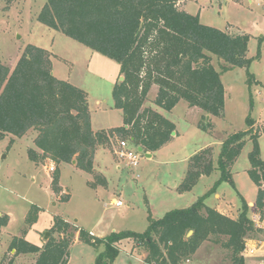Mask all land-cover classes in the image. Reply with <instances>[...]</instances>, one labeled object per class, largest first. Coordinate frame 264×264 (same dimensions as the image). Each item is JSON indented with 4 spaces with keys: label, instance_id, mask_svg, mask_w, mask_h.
<instances>
[{
    "label": "trees",
    "instance_id": "1",
    "mask_svg": "<svg viewBox=\"0 0 264 264\" xmlns=\"http://www.w3.org/2000/svg\"><path fill=\"white\" fill-rule=\"evenodd\" d=\"M179 1L46 0L39 13L42 23L119 62L124 80L115 85L113 96L116 108L125 116L122 127L93 128L87 92L54 75L49 50L27 45L13 70L0 60V140L8 134L22 137L34 130L33 142L40 151L30 147L29 157L37 163L49 158L58 165L52 182L56 192L61 190L59 164L74 160L76 167L94 174L91 185H106V179L95 172L94 159L97 149L112 138L128 139L146 153L160 149L172 138L175 124L157 110L143 107L153 85L158 86L155 106L171 111L185 100L189 106L202 109L205 119L225 114L222 72L244 68L249 88L258 83L249 70L254 60L248 56L251 35L203 24L199 14L181 9ZM262 40L264 35L259 37L255 58L261 56ZM213 56L221 60V70L215 67ZM250 105L253 107L252 100ZM246 122L248 129L230 134L222 143L217 163L211 146L190 158L186 176L177 188L180 193L191 191L203 175L216 168L221 175L209 193L224 181L234 185L232 169L249 138L254 142L249 174L258 186L255 205L263 217L264 158L258 139L264 133L255 127L251 113ZM200 127L209 130L212 122L200 123ZM241 202V212L232 218L206 204L201 196L190 206L169 210L160 218L149 216L144 232L127 229L102 237L54 215L50 236L42 245L26 239L25 227L12 238L9 250L14 256L36 254L34 264H68L70 248L79 240L95 248L103 245L96 264H112L121 243L128 240L133 243L131 251H147L148 264H184L210 241L225 248L234 264H245L248 241L264 234V229L249 216V204L242 195ZM39 210L38 205L31 206L27 226L37 220ZM9 221L8 214L0 215V232Z\"/></svg>",
    "mask_w": 264,
    "mask_h": 264
},
{
    "label": "rangeland",
    "instance_id": "2",
    "mask_svg": "<svg viewBox=\"0 0 264 264\" xmlns=\"http://www.w3.org/2000/svg\"><path fill=\"white\" fill-rule=\"evenodd\" d=\"M45 2L0 0V60L13 70L27 45L34 44L49 50L54 75L87 92L94 129L124 126L125 116L121 109L116 108L113 96L115 85L121 81L119 62L42 23L38 16ZM178 6L181 9L187 6L193 12L191 14H199L203 24L225 31L229 29L227 32L241 30L258 35L251 37L249 42L248 56L254 58L249 70L264 81V40L260 46L261 58H255L262 35L258 31H264V0H180ZM220 61L213 56L215 67L221 70ZM222 80L227 89L226 115L223 117L207 115L204 119V111L189 106L185 100L171 111L161 109L154 104L158 86L151 88L143 107L153 108L171 120L176 133L160 149L153 151L152 157L137 150L140 161L137 167L132 168L126 159L119 158V138H112L107 144L108 149L107 145L98 148L94 169L106 179V185L98 182L91 185L94 174L79 169L76 162L60 163L59 185L63 189L56 192L52 182L58 165L48 159L37 163L29 157V148L34 147V130L22 137L8 134L1 139L0 215L8 214L10 221L0 232V264H34L36 254L14 256L9 244L14 236L28 227L26 239L42 245L47 240L45 235L54 215L67 218L72 224L87 230L93 228L102 237L114 230L144 232L149 225L148 216L160 218L169 210L190 206L201 196H205V203L209 206L224 207L232 215L241 211V195L247 203L250 199L256 201L258 186L249 174V154L254 142L249 138L232 169L234 185L224 181L217 184L219 195L215 196L216 190L209 193L221 175L216 168L210 175H203L191 191L180 193L177 189L189 169L190 158L211 146L217 163L222 143L228 136L249 128L246 117L250 113L255 118L260 117L262 126L256 128L264 133V92L261 95L254 89L253 95L249 93L244 68L224 73ZM251 100L256 103L254 108L250 105ZM209 120L212 128L203 130L200 123L205 124ZM258 142L260 156L264 158V134L260 135ZM130 145L138 149L132 143ZM50 165L55 166L54 171L48 170ZM65 196H68L67 200L63 198ZM112 197L120 199L123 204L113 203ZM33 204L40 207L38 218L27 226L25 219ZM256 212L259 219L263 218L258 208ZM260 240H264V234L252 238L251 242L260 245ZM132 245L131 241L124 240L112 264H148L147 251L142 248L131 251ZM104 248L103 245L95 248L76 240L70 248L68 264H96V256ZM244 258L245 264H258L261 260L264 264L261 251L253 256L244 251ZM184 264L234 263L220 244L205 241Z\"/></svg>",
    "mask_w": 264,
    "mask_h": 264
},
{
    "label": "crops",
    "instance_id": "3",
    "mask_svg": "<svg viewBox=\"0 0 264 264\" xmlns=\"http://www.w3.org/2000/svg\"><path fill=\"white\" fill-rule=\"evenodd\" d=\"M186 11H188V12H190V13H193V12H191L190 10H188L187 9V6H186V8H184ZM200 15H201V10H200ZM226 31H229V29L228 30H226ZM231 32V31H230ZM241 32V30H237L236 31V33H240ZM246 32H248V31H244V32H241V33H246ZM262 33V35H264V31H262V30H259L258 31V33ZM248 34H251V37L252 38H255L256 36H258V35H256V34H253V33H248ZM249 51V50H248ZM249 55V54H248ZM260 58H261V56H260ZM237 68H240V67H234V68H231V69H229V70H227V71H225V72H222L221 73V78H222V75L224 74V73H226V72H228V71H232V70H234V69H237ZM218 70H220V69H218ZM254 74V76H255V80L258 82V83H256V84H253L252 85V87H251V89L249 88V86H248V84H247V86H248V91H249V93L251 92V94L253 95V91H254V89L256 90V91H259V93L261 94V95H263V92H264V81L261 79V78H259L258 77V75H256L255 73H253ZM223 81V80H222ZM246 83H247V80H246ZM224 84V83H223ZM225 86V85H224ZM157 86L156 85H153V87H152V89H154V88H156ZM151 89V90H152ZM150 90V91H151ZM225 90H226V96H225V98L227 97V89H226V87H225ZM250 97H251V95H249V99H250ZM182 101V100H181ZM180 101V102H181ZM179 102V103H180ZM179 103L177 104V105H179ZM188 103V102H187ZM177 105L173 108V109H175L176 107H177ZM189 105V104H188ZM256 106V103L254 102L253 103V108ZM172 109V110H173ZM225 109H226V106H225ZM226 114H224V116H225ZM92 116V115H91ZM209 116H212V115H208V117ZM253 117V116H252ZM254 118V120L256 121V123H255V127H257V126H262L261 125V120H260V117L259 118H255V117H253ZM92 126H93V124H92ZM94 128V127H93ZM96 130V129H95ZM101 147H105V146H101ZM34 148H36V146L34 145ZM100 148V147H99ZM108 148H110V147H108V145H107V149ZM38 151H40V149H38V148H36ZM149 153H150V156H148L149 155ZM149 153H146L147 154V156L148 157H152V153L153 152H149ZM48 160H50V162H54V161H52L51 159H49V158H47ZM74 164V163H73ZM45 167H46V165H44ZM47 171V170H46ZM48 172V171H47ZM48 174H50V173H48ZM60 187L63 189V186L62 185H60ZM219 187V186H218ZM218 187H217V189H216V193H215V196H217V195H219V193H218ZM62 192H63V190H62ZM209 197V196H208ZM113 199H116V197H112V199H111V201L113 200ZM255 200L254 199H250L249 201H248V204H249V210H248V213H249V216L252 218V220L255 222V224H256V226L257 227H259V228H261V229H264V215H263V218H261V219H259L258 218V213L256 212V205H255ZM217 209V208H216ZM217 210H219L220 212H222V213H224V214H226V215H228V216H230V217H232V218H237L238 217V215H239V213L241 212H238L237 213V215H232V214H230L229 212H228V210L227 209H225L224 207H221V208H218ZM149 217V216H148ZM67 219V218H66ZM92 233H94V234H96V235H98L97 234V232H96V230H94L93 228H90L89 229ZM114 231H117V230H114ZM45 241V240H44ZM43 241V242H44ZM251 241H252V239H251ZM250 241V242H251ZM260 242H261V244L259 245V244H257V246H258V251L257 252H259V251H261V253H262V256H264L263 254H264V240H260ZM252 243V242H251ZM257 243V242H256ZM252 244H254V242L252 243ZM13 252V251H12ZM259 256H261V255H259ZM248 263V262H247ZM260 264H263V260H261L260 262H259ZM258 263V264H259Z\"/></svg>",
    "mask_w": 264,
    "mask_h": 264
},
{
    "label": "built area",
    "instance_id": "4",
    "mask_svg": "<svg viewBox=\"0 0 264 264\" xmlns=\"http://www.w3.org/2000/svg\"><path fill=\"white\" fill-rule=\"evenodd\" d=\"M138 149L135 150L134 147H132L128 141L126 140H121V145H120V149L117 153H119V158L122 159H126L128 162V165L130 168L132 167H137L140 161V153L137 151ZM49 171H54L55 170V166L54 165H50L48 168ZM263 187H264V183H263ZM113 203H116L117 205H122L123 202L120 199H113L112 200ZM251 240L248 241L246 247H245V251L247 252V254L249 255H254L257 253L258 251V246L257 243L252 244L250 242Z\"/></svg>",
    "mask_w": 264,
    "mask_h": 264
},
{
    "label": "water",
    "instance_id": "5",
    "mask_svg": "<svg viewBox=\"0 0 264 264\" xmlns=\"http://www.w3.org/2000/svg\"><path fill=\"white\" fill-rule=\"evenodd\" d=\"M120 79H121V81L122 80H124V76H121L120 77ZM176 132L174 131L172 134H175ZM139 150H141L142 151V148H140ZM148 156H150V153H149V155ZM73 163H75V160L73 161ZM49 231L48 232H46V235H45V239H48V237H49ZM189 234H192V231L189 233Z\"/></svg>",
    "mask_w": 264,
    "mask_h": 264
}]
</instances>
